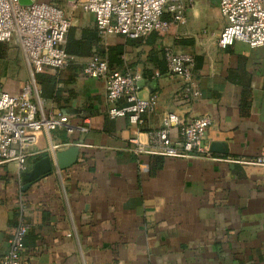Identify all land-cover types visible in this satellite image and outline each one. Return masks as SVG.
Segmentation results:
<instances>
[{
	"label": "crops",
	"instance_id": "crops-1",
	"mask_svg": "<svg viewBox=\"0 0 264 264\" xmlns=\"http://www.w3.org/2000/svg\"><path fill=\"white\" fill-rule=\"evenodd\" d=\"M52 1L63 4L76 39L96 28L93 14L70 0ZM181 2L185 25L143 40L110 35L95 48L112 49L115 70L142 76L140 97L158 95L140 125L109 115L106 81L83 73L90 57L34 78L25 62L7 78L6 91L20 95L31 83L42 113L66 115L75 127L43 131L31 148V168L42 155L54 167L22 188L31 225L22 264H264V165L257 162L264 152V50L217 45L225 26L219 0ZM167 46L195 55L200 99L180 102L183 80L167 75ZM167 113L210 116L204 146L212 157L153 153L149 135ZM74 145L78 162L60 170L55 154ZM15 172L13 164L0 166V260L18 224L23 183Z\"/></svg>",
	"mask_w": 264,
	"mask_h": 264
},
{
	"label": "built area",
	"instance_id": "built-area-1",
	"mask_svg": "<svg viewBox=\"0 0 264 264\" xmlns=\"http://www.w3.org/2000/svg\"><path fill=\"white\" fill-rule=\"evenodd\" d=\"M194 3L197 0H188ZM74 8H81L95 16L101 38L121 35L130 39H145L152 33L164 34L173 25H185L186 6L181 0H70ZM219 9L225 26L217 45L227 48L242 42L251 48L264 50V0H219ZM169 15V18L165 16ZM72 19L55 1L31 0L23 5L20 0H0V42H17L22 50L31 75L43 74L49 69L63 70L76 60L66 52L65 44ZM167 75L180 77L183 87L179 92L182 103L201 98L202 93L195 75L196 57L172 46L164 49ZM86 77L106 81L109 115L126 117L132 125H140L143 115L152 113L158 105V95L139 96L142 76L133 71H117L106 58L93 54L83 67ZM160 76V73H157ZM124 101L123 106L117 103ZM212 118L208 115L186 119L176 113H167L162 127L149 135V149L166 157L203 156L212 154L204 140ZM66 128L73 132L68 116H46L33 101L32 84H27L20 95L6 91L0 79V166L15 165V175L22 182V173L30 170L31 148L43 131ZM179 129L174 138L172 130ZM136 143V141H134ZM257 162L264 165V152ZM23 186L15 200L18 224L10 239L8 254L0 264H22L26 237L31 225L27 221L28 202Z\"/></svg>",
	"mask_w": 264,
	"mask_h": 264
},
{
	"label": "trees",
	"instance_id": "trees-1",
	"mask_svg": "<svg viewBox=\"0 0 264 264\" xmlns=\"http://www.w3.org/2000/svg\"><path fill=\"white\" fill-rule=\"evenodd\" d=\"M74 31H75L74 29H72L71 31L69 30L67 41L65 44L66 52L69 55L74 56L75 58L78 59L84 57H91L93 54H99L101 57L106 58L109 62L110 68L115 70L112 66V59H111L112 49L110 50V49L102 48L99 49V51L95 50V48L102 42V38L99 35V30L97 26L94 29L83 30L81 37L79 39L75 38ZM134 40H143V39H134ZM20 51L22 53L21 49ZM11 55L12 54L9 51V48L6 45V43L0 42V66L7 65L8 74L10 73V75L15 76L17 75L20 66H18V68L14 70L13 64L17 60H19V54L16 53V55L14 56ZM38 75L39 74H37L36 76ZM43 157H45V155L38 157V160Z\"/></svg>",
	"mask_w": 264,
	"mask_h": 264
},
{
	"label": "water",
	"instance_id": "water-1",
	"mask_svg": "<svg viewBox=\"0 0 264 264\" xmlns=\"http://www.w3.org/2000/svg\"><path fill=\"white\" fill-rule=\"evenodd\" d=\"M21 4L29 5L31 0H20ZM220 145H213L212 150H217ZM80 155V147L70 146L65 151H60L55 154L60 170H66L73 167L77 162ZM53 160L49 156H45L34 163L32 168L22 173V183L24 191H27L31 185L45 176L49 175L53 171Z\"/></svg>",
	"mask_w": 264,
	"mask_h": 264
},
{
	"label": "rangeland",
	"instance_id": "rangeland-1",
	"mask_svg": "<svg viewBox=\"0 0 264 264\" xmlns=\"http://www.w3.org/2000/svg\"><path fill=\"white\" fill-rule=\"evenodd\" d=\"M50 0H40V2H48ZM55 3L63 8V4L60 2V1H55ZM6 45L8 46L9 48V51L11 52V56H14L16 55V53L19 54V60H17L16 62H14L13 64V69L16 70L18 68V66H24L25 67V60L23 58V55L20 51V46L18 45L17 42H13V43H6ZM9 63V62H8ZM7 65H3V66H0V79L2 80L3 84L6 83V81L8 80L7 78H14V76L10 75V73L8 74L7 72ZM13 73V72H12ZM15 80V79H14Z\"/></svg>",
	"mask_w": 264,
	"mask_h": 264
}]
</instances>
